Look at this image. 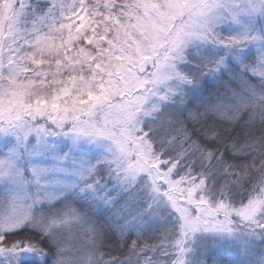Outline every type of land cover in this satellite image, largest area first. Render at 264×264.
<instances>
[{"label": "snow or ice", "instance_id": "1", "mask_svg": "<svg viewBox=\"0 0 264 264\" xmlns=\"http://www.w3.org/2000/svg\"><path fill=\"white\" fill-rule=\"evenodd\" d=\"M0 264H264V0H0Z\"/></svg>", "mask_w": 264, "mask_h": 264}]
</instances>
